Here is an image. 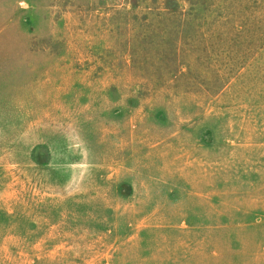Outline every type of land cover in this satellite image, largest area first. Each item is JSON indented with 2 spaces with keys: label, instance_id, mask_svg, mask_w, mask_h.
<instances>
[{
  "label": "rangeland",
  "instance_id": "rangeland-1",
  "mask_svg": "<svg viewBox=\"0 0 264 264\" xmlns=\"http://www.w3.org/2000/svg\"><path fill=\"white\" fill-rule=\"evenodd\" d=\"M0 264H264V0H0Z\"/></svg>",
  "mask_w": 264,
  "mask_h": 264
}]
</instances>
